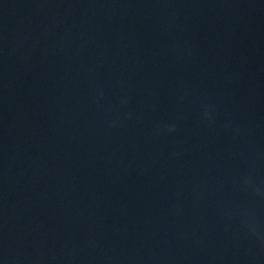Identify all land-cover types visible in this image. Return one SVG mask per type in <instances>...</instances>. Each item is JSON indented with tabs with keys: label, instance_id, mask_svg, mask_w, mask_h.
I'll return each instance as SVG.
<instances>
[{
	"label": "water",
	"instance_id": "water-1",
	"mask_svg": "<svg viewBox=\"0 0 264 264\" xmlns=\"http://www.w3.org/2000/svg\"><path fill=\"white\" fill-rule=\"evenodd\" d=\"M0 264H264V0H0Z\"/></svg>",
	"mask_w": 264,
	"mask_h": 264
}]
</instances>
